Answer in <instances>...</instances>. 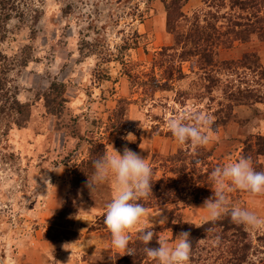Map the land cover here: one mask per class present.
Returning <instances> with one entry per match:
<instances>
[{"label": "rangeland", "instance_id": "obj_1", "mask_svg": "<svg viewBox=\"0 0 264 264\" xmlns=\"http://www.w3.org/2000/svg\"><path fill=\"white\" fill-rule=\"evenodd\" d=\"M170 1L22 0L36 20L13 19L0 44L11 67L7 88L21 104L14 110L0 102V264H68L70 257L71 264H113L116 253L103 222L111 187L93 196L86 187L92 142L103 152L113 145L121 154L128 147L149 157L156 180L182 179L179 202L163 198L147 208L131 233L134 246L137 233L154 224L172 243V233L175 238L208 221L195 208L212 192L194 186L195 174L238 161L246 133L264 136V40L226 39L224 47L204 41L199 51L207 47L210 55L201 59L191 54L190 43L176 44L174 34L187 33L193 15L200 27L208 21L225 33L230 20L255 22V12L264 27V0L253 12L230 9L228 2L222 8L219 0H183L180 10L189 19L179 22L177 7L165 9ZM46 106L61 113L49 114ZM197 113L212 123L204 129L209 143L193 150L173 139L167 121L191 122ZM116 128L127 132L122 137ZM128 133L135 142L124 139ZM178 153L182 161H167ZM76 176L84 179L78 188ZM198 192L202 198L195 200ZM228 203L264 219V197L230 192ZM156 218L167 223L162 227ZM245 229L258 250L252 261L259 264L264 249L257 238L264 229Z\"/></svg>", "mask_w": 264, "mask_h": 264}, {"label": "clouds", "instance_id": "obj_2", "mask_svg": "<svg viewBox=\"0 0 264 264\" xmlns=\"http://www.w3.org/2000/svg\"><path fill=\"white\" fill-rule=\"evenodd\" d=\"M211 123V117L197 113L191 122L174 117L167 121V128L178 144L197 150L209 143L210 136L204 129L210 127ZM134 138L132 133L124 137L130 143L135 142ZM140 148L142 149V143ZM148 160L149 157L144 158L128 147H124L121 154L111 145L110 150L105 149L102 154L92 159V172L90 175L86 173V187L92 196L105 185L111 187V198L106 203L103 222L110 237L112 250L116 253L110 255L113 264L119 257L136 255L137 249L130 246L131 233L147 215L148 210L141 201L153 196L154 174ZM208 188L212 196L206 198L201 207L195 208L206 212L209 222L213 225L206 231H214L216 222L225 216L235 225L253 230L264 229V219L255 212L245 207L230 206L228 203L230 192L245 193L253 200L264 197V170H256L251 157L241 156L238 161L215 167L210 173ZM159 218L156 219L163 227L167 220ZM173 223L179 222L174 220ZM154 228L155 224L152 229H146L139 235L144 255L154 264H189L192 251L190 234L181 232L173 238L172 233L170 243L163 235L164 231L157 233ZM153 240L158 247L149 246ZM68 264H71V257Z\"/></svg>", "mask_w": 264, "mask_h": 264}, {"label": "trees", "instance_id": "obj_3", "mask_svg": "<svg viewBox=\"0 0 264 264\" xmlns=\"http://www.w3.org/2000/svg\"><path fill=\"white\" fill-rule=\"evenodd\" d=\"M206 1V0H203ZM208 1V0H207ZM221 2L222 8L225 6V2H228L229 8H238L239 10H253L258 9L260 6V1L262 0H219ZM206 3H209L206 2ZM259 3V5H258ZM224 4V5H223ZM227 4V3H226ZM183 5V0H171L169 3L165 5L166 11L173 10V8L177 7V19L176 22L180 20H188L189 18L182 14L181 7ZM213 7V6H212ZM173 12V11H172ZM255 19V22L249 21V19H244L241 17V21H231L234 22L233 26L226 30L225 33H220L215 27L214 23H210L207 21L205 27H200L198 24L197 15H193L192 24L189 31L185 34L177 33L175 34V42L176 44L185 47L187 44H191L194 46L195 51L191 54L194 56H199L201 59H206L208 57L207 47L203 49V52L199 51L202 42H207L211 44L212 42H217L219 46H226V39L232 41L245 42L248 40L249 36L255 35L259 40H264V27L262 24L256 19L255 12L252 13ZM210 16L214 18V15L210 13ZM29 16V11L26 7H23L22 0H0V44L4 41L7 26L10 21L13 19H17L18 21L26 22L28 20L34 21L36 20V16ZM213 20V19H212ZM215 21V20H213ZM206 22V21H205ZM261 24V27L258 26ZM202 28V30H200ZM213 48V46H212ZM186 51V50H183ZM182 51V52H183ZM193 50H188L186 53H190ZM206 52V53H205ZM188 54L187 57L189 56ZM207 55V56H206ZM210 55V54H209ZM209 62H213L211 57L209 56ZM224 65L229 64V62H222ZM21 64L23 66L26 65V60L22 61ZM11 70L10 63L2 54L0 50V102L2 101L4 104H9V109H19L21 104L16 99V97L10 94V91L7 88L8 77L7 74ZM179 76H182L180 70H177ZM54 87V86H53ZM158 89L163 90L162 87L157 85ZM56 88H53V91H56ZM59 96V94H58ZM45 102L49 103L48 97H44ZM54 100V99H53ZM52 100V101H53ZM52 103V102H50ZM46 111L49 114L54 115L56 112L61 113V109L53 108L50 109L46 106ZM120 117V116H119ZM119 119V118H118ZM117 134H121L122 137L126 134L127 130L118 131L116 128ZM242 133V131H241ZM245 133V132H244ZM246 139L243 141L244 148L242 150V156L251 157L254 161V166L256 170L262 171L264 170V136L260 135H252L251 133H246ZM203 153L209 156L210 154L204 150H201ZM103 153V146L96 143H91V147L89 150V158L92 160L97 155ZM181 153H178L177 156H173L168 158L167 161L171 164H176L182 161L180 159ZM215 168V166L210 169L201 170L198 174H195V178L193 179L194 186L202 188L203 192L206 193L210 189L209 186V176L211 171ZM183 169V167H182ZM178 173V172H177ZM81 177H77L75 182L73 183V187L78 188L81 182L84 179H80ZM81 181H80V180ZM179 176H177V182H171V184L166 183L164 178L156 180L153 178V187L152 193L153 196L141 201L146 208H153L160 202V199L167 198L168 200H173V202H179L180 197H175L178 193H184V189L179 187L181 185V181ZM169 189V191H167ZM197 189V188H196ZM186 191V190H185ZM198 192L194 197L195 200L202 198V195ZM179 196V195H177ZM213 225L208 221H204L197 227H192V229L188 230L190 234V239L192 243V251L189 264H255V261H252V258H255V253L258 251L255 249V245L253 244L251 238L249 237L245 227L238 226L233 224L230 221L228 216L223 217L218 220L214 226V231L208 232L206 231L208 228H212ZM138 232L137 235L139 236ZM136 244L134 247L137 249L135 257L132 256H122L119 259V264H145L143 261L146 258L144 253L141 251L143 245L140 240L137 238L135 240ZM257 242L263 244L262 247L264 249V235L262 237L257 238ZM150 247H158L155 240L149 245ZM153 261L148 260L146 264H154ZM259 264H263L264 261H258Z\"/></svg>", "mask_w": 264, "mask_h": 264}]
</instances>
